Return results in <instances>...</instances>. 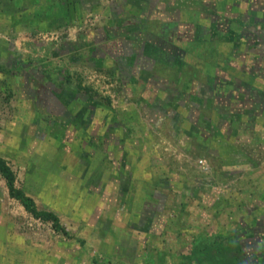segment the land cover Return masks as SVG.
I'll return each mask as SVG.
<instances>
[{
  "label": "rangeland",
  "instance_id": "374dc122",
  "mask_svg": "<svg viewBox=\"0 0 264 264\" xmlns=\"http://www.w3.org/2000/svg\"><path fill=\"white\" fill-rule=\"evenodd\" d=\"M167 1L0 0V157L69 233L32 218L0 177V264H181L195 238L264 201V103L230 74L264 81V0L243 23L214 0H176L174 13ZM172 14L178 34L210 16L234 30L217 37L234 63L220 68L222 90L202 68L145 63L138 42ZM185 39L176 51L196 53ZM146 74L165 87H141ZM249 112L250 127L233 125Z\"/></svg>",
  "mask_w": 264,
  "mask_h": 264
},
{
  "label": "crops",
  "instance_id": "0c3cea01",
  "mask_svg": "<svg viewBox=\"0 0 264 264\" xmlns=\"http://www.w3.org/2000/svg\"><path fill=\"white\" fill-rule=\"evenodd\" d=\"M211 1H213V0H211ZM175 2H176V0H168L166 2L167 10L168 11L170 10L169 12H171V13H174V9L176 8L174 6ZM214 2H215V8L217 10H221V12H222V10H225V12H227V14H228V12L233 13L234 15L237 16L236 19H240L241 20V21L239 20V22L243 23V22L248 20V18L246 16L247 15L246 11L252 5V4H250V0H214ZM205 10H206L205 11L206 13H208V14L210 13L209 11H207V9H205ZM182 18H180V20ZM212 18L213 17L210 16L209 18L208 17L202 18L200 21L198 19H195L194 20V25L191 28H188L187 31H185L184 34H182V33L178 34L176 32L177 28H175L176 27V25H175L176 15L174 14L173 16L167 17L165 19L163 17L162 23L159 26L161 28L158 29V31L154 33L153 37L149 36L147 38V39H149V42H148L149 44H146L145 51L148 50V48L151 49L150 46H155V45H157V47H160L161 50L167 51V48L165 47V45L162 44V43H160V45H159L157 39H159L160 41L161 40L167 41L169 44H171L170 46H175L177 43L186 40L185 38H192L193 36L196 37V39H199V40L203 39V41H197V40L193 41V42H197L198 46L193 47V44H192L193 42L191 44H188V46L190 48H196L195 50L197 52L196 53H191L194 57H191V58L188 59V58H185L183 56V54H178L177 51H175V52L174 51H169V52H167V55H166L167 59H165V60H167V62L171 65V67L173 69H175V68L179 69L182 66H183V68L186 67L187 65H186L185 61L188 62L189 60H190L189 62L191 63V65L194 66V67H197L198 69L199 68L205 69V67H203V65H201V64L207 63V65L210 66L209 68H211V70L210 69L208 70V72H207V76L208 77L206 78V80L207 81H211V79L213 78V79H215V84L219 85V81H218L217 77H219V78H221V77L222 78H228V77H226L227 75L224 74V72H222L221 70L226 69L227 71H229V66L234 64V63H233V60L230 58V61L228 60L230 64L229 65L227 64V59H228L227 56L231 55V51L232 50L228 49V47H225V45H221L220 46V44H218L217 37L222 32H223V35H225L224 37H227V36H229V33H231L234 30L230 31V29H228V27H224L223 25H226V22H224V20H222V22H221L222 24L220 23V21H217L219 23H218V25H215L213 20H212ZM263 19H264V15H263ZM145 28H146L145 32L147 34L152 32V29H151L152 27L150 25V22L148 24H146ZM217 29H218V31H217ZM238 29H240V28H238ZM180 30L181 29H179L178 31H180ZM231 34H234V32L231 33ZM156 35H158V36H156ZM232 36L233 35H231L229 37L231 38ZM190 40L191 39H188L189 42H190ZM214 46H215V48H214ZM226 46H228V45L226 44ZM155 48H156V46H155ZM160 49L158 48V50H159L158 52H160ZM218 51H219V53H218ZM162 53H164V52H162ZM183 60H184V62H183ZM198 61L201 62V64H198ZM221 67H223V68H221ZM220 68H221V70H220ZM206 69H207V67H206ZM167 70H172V69H167ZM246 70L247 71L243 70V73H241L239 71H236V70H234V73H230L231 74V78H236L237 77V79L238 78H243L245 76V74H246V77H245L246 81L245 80L244 81H240V80H237V79L233 80L234 82H238V86H237L236 89L243 90L244 92L248 93V97L255 98V101L258 102V103L261 100L264 102V96L260 93V91L262 89H264V81L260 82L259 78H257L258 74L255 73V71H257V70H252V69H248V68H246ZM242 74H244V75H242ZM146 75L147 76H143L145 78V80L148 79V78H150V80L142 82V86L141 87H143V88L144 87H148V88L149 87L150 88L153 87V88H156V91L159 90L162 86L165 87L166 83L163 82L162 80L157 79L156 76H154V78H152L151 75H148V74H146ZM176 77H178V75L174 76L173 78H176ZM185 77H186V75H185ZM185 81H186V84L187 83L189 84V82H191V81L193 82V80H190L188 77L185 78ZM189 87H190V85H189ZM254 88H255V90H254ZM207 89L210 90L212 93L215 90L217 92L222 90L221 87L216 88V87H213V86L211 87L210 85H208ZM257 89H261V90H257ZM168 90H169V93H171L173 88L171 90L169 87H167V91ZM186 90L188 92L190 91V90H188V88L187 89L185 88L184 91L186 93H187ZM205 93H207V92L205 91ZM256 93H258L257 96H256ZM197 94H198V96H201L200 92H197ZM188 100L189 99H187V97H186V102ZM170 103L171 102L169 100L166 101V105L167 104L169 105ZM250 114H251L250 112L247 113V115L244 118H242L241 116H238V115L232 116V117H236V121H234L233 125L235 123L238 124L237 126L243 128L242 130H245L244 127L245 128L246 127L247 128L250 127V125H249V123L251 121L250 120V116H251ZM262 163L264 165V162H262ZM253 205L248 207V209H246V211H244L243 209L238 211L240 215L238 216V219L234 223V226L235 225L237 226V224H238V228L237 229L235 228L236 227L235 226L232 230H229V231L228 230H223V231L209 232V235H212V237L213 236H217V235H228L229 236V235H233V233L234 234L238 233L239 232L238 230L240 228H244V227L246 228V227H249L250 225L251 226L258 225L259 228H263L264 227V201L254 202ZM245 232H247V234H245V237L249 238L250 236H249V231H248L247 228L245 229ZM206 236H208V235H206ZM243 236H244V233H240V237L243 238ZM245 237L243 239H245ZM79 255H77L78 259L80 258ZM92 262L94 264H101V263H99L97 261H94V260H92ZM54 264H58V263L55 261ZM76 264H78V263H76ZM86 264H89V262H87ZM148 264H158V263H155V261L152 258V261H150Z\"/></svg>",
  "mask_w": 264,
  "mask_h": 264
},
{
  "label": "trees",
  "instance_id": "16d2710c",
  "mask_svg": "<svg viewBox=\"0 0 264 264\" xmlns=\"http://www.w3.org/2000/svg\"><path fill=\"white\" fill-rule=\"evenodd\" d=\"M63 1L65 2V0H60L61 3ZM35 3L37 4V1H35ZM50 5L57 7L52 3V1H50ZM37 8L39 9L36 10V12L39 13L41 11V7ZM157 40L159 45L160 43L165 45L167 51L161 50L160 47H157V45H155L156 48L155 46H150L151 49L148 48V50H146L147 59L145 63H149L153 66H162L163 69L166 70L173 69L165 59H167V52H175L176 47L170 46L171 44H169L167 41H160L159 39ZM196 40L203 41V39L199 40L193 36L189 44ZM145 41L146 40H144L143 42L139 41L137 44L138 46L143 44V50H145L146 48ZM158 48L160 49V52H158ZM178 54H183V56L188 59L192 56L187 51H182ZM232 54L227 56L228 65L230 64L229 61ZM185 62L186 65L192 66L189 61ZM198 64H201V62L198 61ZM201 65L205 67V73H207L209 69L211 70V68H209L210 66L207 65V63H203ZM0 71H3V67H0ZM64 78L66 82H68L69 84L71 83L70 76H65ZM208 82H210L209 85L211 87L213 86L219 88L218 84H215V79L212 78L211 81ZM77 90H83L85 94H91L93 92L91 86H82L80 82H78L77 84ZM0 177L4 181L9 198L15 200L26 213H28L35 220H39L44 223H49L54 232L60 233L66 237L69 236L68 231H66V229L62 227L60 223V218L56 213L50 210H43L38 208L34 199L31 196L27 195L22 189L16 186L15 173L10 167L9 163L2 157H0ZM246 228L249 231V238L245 237V234H247V232H245ZM246 228H240L238 230L239 232L237 231L238 233H233V235L229 236L217 235L212 237V235H208L203 238H195L194 241H192L186 249V255H184L183 257L185 262L181 264H264V227L259 228L258 225H250ZM240 233H244L243 238L245 237V239L240 237Z\"/></svg>",
  "mask_w": 264,
  "mask_h": 264
}]
</instances>
